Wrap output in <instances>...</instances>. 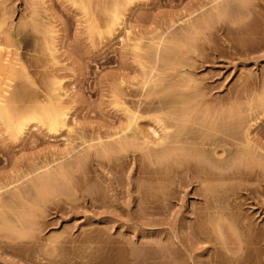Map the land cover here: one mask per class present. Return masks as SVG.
Returning a JSON list of instances; mask_svg holds the SVG:
<instances>
[{
  "label": "rangeland",
  "instance_id": "rangeland-1",
  "mask_svg": "<svg viewBox=\"0 0 264 264\" xmlns=\"http://www.w3.org/2000/svg\"><path fill=\"white\" fill-rule=\"evenodd\" d=\"M0 47L3 65L15 57L1 105L64 113L57 132L0 122V264H264V187L240 149L245 130L250 148L264 146V0H0ZM172 104L188 117L185 155L206 163L220 136L239 157L228 152L229 171L248 174L213 156L232 174L208 159L221 175L205 181L220 180L199 190L166 163L174 151L157 161L155 144L178 127L172 115L166 129ZM214 112L238 123L217 115L219 128ZM134 117L138 130L126 128Z\"/></svg>",
  "mask_w": 264,
  "mask_h": 264
},
{
  "label": "bare ground",
  "instance_id": "bare-ground-1",
  "mask_svg": "<svg viewBox=\"0 0 264 264\" xmlns=\"http://www.w3.org/2000/svg\"><path fill=\"white\" fill-rule=\"evenodd\" d=\"M217 11H218V8H217ZM114 18L116 19V16H115V15H113V20H114ZM241 21H242L241 23H244V22L246 21V19H245V21H243V20H241ZM247 21H248V20H247ZM212 22H217V21L212 20ZM210 23H211V22H210ZM238 23H239V22H238ZM241 23H240V24H241ZM246 23H247V22H246ZM213 24H214V23H213ZM207 25H210L209 22L207 23ZM207 25H206V26H207ZM216 25H217V23H215V26H216ZM219 25H220V24H218V27H220ZM241 25H242V24H241ZM241 25H240V27L238 26V24H237V26H236V28H237V27L241 28L240 31L242 30L243 27H245L244 24L242 25L243 27H241ZM248 25H249V24H248ZM213 26H214V25H212V26L210 25L211 28H212ZM215 26H214V28H215ZM218 27L215 29L216 31L214 32V33H216V34H217V33L220 34L219 30H221V29H219ZM246 27H247V25H246ZM214 28H212V29H214ZM239 28H238V29H239ZM234 29H235V28H234ZM235 30H237V29H235ZM243 30H244V29H243ZM213 31H214V30H213ZM242 32H243V31H242ZM224 34H226V32H224ZM214 35H215V34H214ZM221 35H222V32H221ZM222 37L225 39L224 36H222ZM228 39L230 40V38H228ZM226 40H227V39H226ZM226 40L224 41L225 43H227ZM229 40H227V41H229ZM231 42H232V41L230 40V43H231ZM230 43L228 42L229 45H231ZM232 44H233V43H232ZM226 45H227V44H226ZM233 46H234V45H233ZM227 47H229V46H227ZM231 47H232V46H231ZM231 47H230V48H231ZM0 48H1V47H0ZM207 49H208V48H207ZM209 49H210V48H209ZM231 49H233V47H232ZM210 50H212V49H210ZM210 50H209V51H210ZM0 51H1V49H0ZM6 51H8V49H7ZM9 51H10V50H9ZM4 52H5V50H4ZM214 52H215V51H214ZM8 53H9V54H8ZM10 53H11V52H7V53L3 54V57H4L3 59H5V55L7 54L5 61H7L8 58H9V60H10V58H11V60H13V59L15 60L14 55H13V57H11V56H12V55H11L12 53H11V54H10ZM192 53H193V52H192ZM206 53H208V50H207ZM211 53H212V51H211ZM211 53H210V54H211ZM215 53H216V52H215ZM201 54H203V53H201ZM8 55H9L10 57H9ZM203 55H206V54H203ZM203 55H199V54H198V55H196V58H199V57H201V56L203 57ZM211 55H212V54H211ZM212 56H213V55H212ZM0 57H1V55H0ZM7 57H8V58H7ZM202 57L200 58V60H203ZM205 57H206V56H205ZM12 58H13V59H12ZM206 58L208 59V58H210V56H209V57H206ZM206 58H205V59H206ZM211 58H212V57H211ZM9 60L7 61V63H6L5 65H3L4 60H2V58H1V60H0V77H1V75H2L3 73H5L6 76L4 75L3 77H5L4 79L7 80V81H8V79H9L10 77L13 76V74H11L12 72H11V73H8V70L10 69V70L12 71V69H11V65H10V64H11V62H13L14 60H13V61H11V60L9 61ZM207 61H208V60H207ZM8 62H9V63H8ZM200 62H201V61H200ZM202 62H203V61H202ZM204 62H206V61L204 60ZM7 64H8V67H5ZM200 65H201V64L199 63V66H200ZM6 68L8 69L7 71H6ZM191 69H192V67H191ZM10 70H9V71H10ZM187 70H188V69H187ZM187 70H186V71H187ZM190 71H191V70H189V72H190ZM187 72H188V71H187ZM7 73H8V74H7ZM189 74H191V73H189ZM4 79H3V83L1 84L2 79L0 78V81H1L0 84L2 85V86L0 85V122L3 123V125H4V127L6 128L7 131H10L11 134H12V133H14V134H15V133H18V132H20V130H21L22 126H23V123H24V122H29V121H33L34 123H35V121H36L37 123H40V124L45 125L49 132H57L59 129H61V128L64 126V121H63L64 113L62 112V110H61L60 108H58V106H56V105H55V106H54V105L51 106L52 104H51V105L49 104L48 106H45V105H44V106H40L38 109L33 110L31 113H29V112H28L29 114L26 113L27 115L25 114L26 116L24 115L23 118H21V117H15V116H18V114H17V115L15 114V116H14V114H11V112H13L12 110H10V109H9L7 106H5V105H3V106L1 105L2 102H3L2 100H4V98H5V96H3V95H4V93H6V90H5L4 87H8V86H9V82H10V80H9V82H6V81H4ZM194 82H195V80H194ZM194 82H193V80H191V83H192V84H191L192 86L190 85L191 87L189 86V83H190V82L188 83L187 87H188V86L190 87V89L188 88L189 90H191L192 87L194 86ZM7 83H8V84H7ZM195 84H196V83H195ZM196 86L198 87V85H196ZM197 87H193V90L196 91V90H197ZM194 88H196V89H194ZM191 91H192V90H191ZM179 92L181 93V91H179ZM180 93L177 94L178 98H179V96H180V95H179ZM182 94H183V93H182ZM183 95H184V94H183ZM173 96H174V95H172L171 97H173ZM231 96H232V95H231ZM147 97H148V96H147ZM155 97H157V96L155 95ZM158 97L160 98L161 96H158ZM171 97H170V98H171ZM184 97H185V96H182L181 98H179L180 100L182 99L181 101H180V100L177 101V100H176V99H178L177 97H175L174 99L177 101L178 104H179V102H182V101H183V104H184V103H186ZM167 98H168V97H167ZM170 98H168V100H166V101H171V100L173 99V98H171V100H169ZM231 98H232V97H231ZM157 99H158V98H157ZM157 99H156V100L154 99L155 102L157 101ZM160 99H161V98H160ZM160 99H158V101H160ZM174 99H173V100H174ZM186 99H187V98H186ZM150 100H151V98H150ZM161 100H163V99H161ZM173 100L171 101L172 103H174ZM200 100H201V99H200ZM200 100H199V101H200ZM228 100L230 101L229 97H228ZM163 101H164V100H163ZM192 101H194V100L192 99ZM192 101H191V102H192ZM229 101H228V102H229ZM149 102H150V101H149ZM171 102H169V103H171ZM196 102H198V100H197ZM203 102H204V101H202V102H200V103H203ZM161 103H162V102H161ZM166 103H168V102H166ZM169 103H168V105H170ZM187 103H188V102H187ZM187 103H186V104H187ZM194 103H195V102H194ZM194 103L192 102L191 105L194 104ZM174 104H176V103H174ZM180 104H181V103H180ZM176 105H177V104H176ZM184 105H185V104H184ZM197 105H200V104H198V103L196 104V103H195V106H197ZM230 105H233V102H231ZM170 106H171V105H170ZM170 106H169V107H170ZM174 106H175V105H174ZM4 107H5V108H4ZM172 107H173V104H172ZM175 107H176V110H175V108L173 107V111H171L172 114L169 113L170 115L168 114V117H166L167 120H165V121H170L169 124H168V125H170V123L172 124V122L175 121V120L177 119L176 124H178V127H177L176 130H175L174 128H172V127L174 126L175 122L173 123V126L170 125L169 127H168V125H167V122L165 123V125H167V127H166L167 130H168V128L171 127V129H174L175 131L173 130L174 132H170V133L166 134V136H164V138H161V139H160V140H162L161 142L155 144V146H159V147H158L159 149L155 150V151H158V153H157V152H154V153H156V154H155V156H156V160L159 161L158 159H161V158H162L161 160L163 161V156H168L169 154L173 153V151H174V155L172 154V155H173V156H172L173 158L171 159V156L169 155V157H170V161L166 162L167 159H168L169 157H168V158L165 157V158H166V161H165V162H166V163H169V162L172 163V161L175 162V163H173V164H175L176 168H180L179 170H181V172H182V170H183V172H185V174H187V173L189 172V173L192 175V176L190 175L191 178L193 177V175H195V176H194V179H195V180L192 178V179H190L191 181H192V180H194V181H196V182H198V181H203V180L205 181V179H207L206 176H207V175L210 176L211 174H212L211 177H209L210 179H212L213 175L216 176V174H217L216 177H219L221 174L218 175V170H219L220 173H223V172H224V171L220 170L221 167L224 165L222 159H223V158H226V160H227V158H230V157H228V156H231V154L227 156V154H228V152H229L227 149L231 148V147L228 148V146H229L228 144H229V143L227 144L228 146L223 145L224 141L221 139V138H223V137L218 136V134H217V135L214 134L215 137L218 136V137H217L218 139H217V138H214V139H217V141L215 142V140H214V142H213L214 144H212V145H214V146L211 147V149L213 148V152H212V150L210 149V152H212V153H209V156H211V154H213L212 157H213V156H216L218 159H221V160H222V162H220V163H221V167H220V169H218V164H219L218 161H219V160L217 159V160L215 161L216 157H215V159H214V157H213V158H212V157L208 158L209 156H208L207 158L210 159V160L213 159V160L215 161V162H214V161L212 160V161L214 162V164L217 165V166L214 165V167H216L218 170H217L216 168L213 169V168H214V167H212V164H213V163L210 162L208 159H207L206 163L209 161L208 163H211V166H209L208 164L204 163L205 160L202 159L203 157L200 156L201 154L198 155V157L196 158V160L193 159V157H194L195 154L192 155V158L189 157V156H191V154H189V152H188V155H189V156H187V154L185 155L183 152H184V151L186 152V149H187L188 151H189V150H192V149L194 150L195 147H193L192 149H190V147H187V148L184 147L185 150L182 152V150H183L182 146H184V145H185L184 143H186V142H184V141H185V140H184V137L186 138L187 142L190 141V140H188V139H189L188 136H183V138H182V139H183V142H181V138H180V140H179V138H178V137H180V134H182V132H183V134L185 135V133H184V131H185V127L183 126V127H184V131H182L183 128H182V126H180V124H181V123L183 124L184 121H185V126H187V124H186V120L184 119V118L186 117V116H185V112H184V110L181 111V110H182L183 108H185V107H184L183 105H182V107L180 106V108H178L179 105H178V106H175ZM231 107H232V106H231ZM6 109H9V110H10V113H9V110H6ZM178 109H181L180 111H181V112H184V116L182 115L183 113H181V112L178 113L179 115H181V117H183V119L180 118L179 115H178V116H179L180 119L175 118V116H176L175 114H177V113H175V112H176ZM174 110H175V112H174ZM185 111H186V110H185ZM173 112H174L175 114H174ZM178 112H179V110H178ZM230 112H232V110H230ZM13 113H14V112H13ZM214 113H215V112H214ZM222 113H223V114H222ZM222 113L220 112L221 118H220L219 113H215L214 115H213V114H210L211 116L213 115V117H212L211 120H213L214 117L216 118L217 115H218V116H219V117H217L218 120H219V118L222 119V118L224 117L223 121L220 120V121H222V122H221L222 125H223V122H224V121L228 122L229 119H230V122H233V124H234V121H233V120H235V123H238V119H237V117H236V119H233V118L235 117L234 112H233L234 115L232 114L233 117L230 116L231 113L229 114V119H228V120H225V118H226L225 115H228V112H227V113L225 112V113H226L225 115H224V112H222ZM186 114H188V113L186 112ZM172 115H173V117H171V118H172L173 121H171V118H170V116H172ZM174 115H175V116H174ZM188 115H189V114H188ZM208 115H209V114H208ZM210 115H209V116H210ZM222 115H223V116H222ZM178 116H177V117H178ZM190 116H191V117H190ZM190 116H189V119H190V120H194V119H191V118H193L192 115H190ZM209 116H207V117H209ZM236 116H237V115H236ZM227 117H228V116H227ZM230 117L232 118V120H231ZM162 118H163V117H162ZM168 118H169L170 120H169ZM173 118H174V119H173ZM186 118H188V117H186ZM210 118H211V117H210ZM215 118H214V120H215ZM136 119H137V118L134 117V118L132 119V121H129V123H128V125L126 126V128H130V127L132 126L131 128L134 127V129H137V128H138V124H137L138 122H136ZM160 119H161V118H158V121H160ZM163 119H164V118H163ZM163 119H161V120H163ZM204 119L207 120V118H204ZM204 119H202V121H203ZM226 119H227V118H226ZM181 120H182V121L184 120V121L182 122ZM206 120H205V121H206ZM209 120H210V119L208 118V122H206V124H205V122L203 121L202 124H203V123H204L205 125H207V123L209 124V122H210ZM236 120H237V122H236ZM178 121H179V122L181 121L180 124H179ZM194 121H195V120H194ZM216 121H217V120H215V122L212 123V124H216V123H217ZM220 121L218 122V124H220ZM211 122H213V121H211ZM211 122H210V123H211ZM230 122L227 123V124L230 125ZM176 124H175V126H176ZM188 124H190V121H189ZM212 124H211V126H210L211 129L215 126V125L213 126ZM227 124L225 123V126H226ZM200 125H201V124H200ZM205 125H204V126H205ZM216 125H217V124H216ZM229 125H227V126H229ZM179 126H180V127H179ZM202 126H203V125H202ZM208 126H209V125H207V126H205V127L208 128ZM217 126H218V125H217ZM218 127H219V126H218ZM175 128H176V127H175ZM214 128H215V127H214ZM214 128L212 129V134H211V136H214V135H213V132L219 130V129H215V130H214ZM219 128H221V127H219ZM138 129H139V128H138ZM138 129H137V130H138ZM211 129H210V133H211ZM207 130H208V129H207ZM134 131H136V130H134ZM170 131H171V130H170ZM166 132H167V131H166ZM180 132H181V133H180ZM208 132H209V131H208ZM246 132H247V130H245V132H244V133H245V138L243 139V143H245V144H242V142H241V146H244V145H247V146H244V148H243V147L240 148V149L243 150V151L241 150V152H242V153H241V157H244V156L247 155V156H246L247 158L244 157V158H246V159H245V160H246V164L248 165L247 169L249 168L248 170L251 171V173L253 174V176L256 178L257 182H259V184L261 183L262 187H264V166H263V163H264V162L261 163L262 161H264V146H263V145H259V144H255L253 147H251V148H252V149H251L250 146H249L248 143H247L248 141H247V142L245 141L246 139H247V140L249 139V137L246 138V134H247V136H248V132H247V133H246ZM215 133H216V132H215ZM243 135H244V134H243ZM181 136H182V135H181ZM192 136H193V135H192ZM195 136H196V135H195ZM207 136L209 137L210 135L207 134ZM211 136H210V139H208V140H210V141L212 140V139H211ZM189 137H190V136H189ZM193 137H194V136H193ZM208 137H206V139H207ZM243 137H244V136H243ZM191 138H192V137H190V139H191ZM194 138H195V137H194ZM196 139H197V137H196ZM202 139H203V138H202ZM206 139H203V140H206ZM220 139H221L222 141H220ZM224 139H225V138H224ZM192 140H194V139L192 138ZM218 140H219V142L221 143V145H220V143H219V144L217 143ZM194 141H195V140H194ZM244 141H245V142H244ZM179 142H181L183 145H182L181 143H179ZM178 143H179L181 146H180ZM192 143H193V142H192ZM195 143L199 144V140H196ZM195 143H194V144H195ZM225 143H226V141H225ZM176 144H177V145H176ZM190 144H191V142H190ZM197 144H196V145H197ZM205 144H206V143H205ZM191 145H192V146H195V145H193V144H191ZM191 145H190V146H191ZM199 145H200V144H199ZM199 145H198V146H199ZM201 145H202V143H201ZM201 145H200V146H201ZM208 145H211V143L208 144ZM212 145H211V146H212ZM230 145H231V144H230ZM185 146H188V143H187V145H185ZM200 146H199L198 148H196V149H198L200 152H202L203 150H202V151L200 150V149H202V148H200ZM203 146H206V145H203ZM123 147H124V146H123ZM123 147H122V149H121L122 151H123ZM226 147H227V149H226ZM245 147H246V148H245ZM199 148H200V149H199ZM125 149H126V148H124V150H125ZM154 149H155V148H154ZM196 149H195V150H196ZM245 149H246V150L248 149L249 151L247 152ZM151 150L153 151V149H151ZM232 150H233V149H232ZM232 150H231V151H232ZM244 150H245V151H244ZM126 151H127V149H126ZM152 151L149 152V154H151ZM196 151H197V150H196ZM199 151H197V152L199 153ZM231 151H230L229 153H231ZM233 151H234V150H233ZM191 152H192V151H191ZM203 152H204V151H203ZM244 152H245V153H244ZM133 153H134V152H133ZM160 153L163 155L162 157H161V154H160ZM204 153H206V151H205ZM232 153H234V155H235L234 158H236V157H237V155H236V151H234V152H232ZM223 154H225L226 157H224ZM244 154H245V155H244ZM207 155H208V154H207ZM242 155H243V156H242ZM155 156H153V157H155ZM158 156H159V157H158ZM157 157H158V158H157ZM160 157H161V158H160ZM200 157H201V158H200ZM165 158H164V160H165ZM198 158H200L201 160H199ZM238 158H239V157H237L236 159H238ZM147 159H148V157H147ZM205 159H206V158H205ZM236 159H233V155H232V158H231V160H229V161L232 162V160H233V162H232V163L230 162V164L233 165V163H234V161H235ZM241 159H243V158H241ZM241 159H240V160H241ZM137 160H138V158H137ZM140 160H141V157H140ZM142 160H143V159H142ZM148 160H149V159H148ZM168 160H169V159H168ZM202 160H204V161H202ZM144 161H145V160H144ZM162 161L158 162L157 164L161 163ZM227 161H228V160H227ZM229 161H228V164H229ZM243 161H244V160H243ZM141 162L143 163V161H141ZM141 162H140V163H141ZM163 162H164V161H163ZM144 163H146V161H145ZM155 163H156V162H155ZM217 163H218V164H217ZM222 163H223V164H222ZM244 163H245V162H244ZM147 164H148V163H147ZM147 164H143V165H147ZM164 164H165V163H164ZM173 164H172V166H171V164H170V165L168 164L169 166L165 164V166H166V168H168V167L170 168V166L173 167ZM230 164H229V165H230ZM234 164H236V163H234ZM140 165H141V164H140ZM140 165H139V167L142 166V165H141V166H140ZM149 165H150V164H149ZM149 165H148V166H149ZM159 165H160V164H159ZM167 166H168V167H167ZM142 167H143V166H142ZM144 167H145V166H144ZM146 167H147V166H146ZM149 167H150V169L152 168L151 166H149ZM149 167H148V169H149ZM163 167H164V165H163ZM211 167H212V168H211ZM228 167H229V166H228ZM228 167H227V168H228ZM234 167H235V168H234ZM245 167H246V166H244V168H245ZM154 168L156 169V167H154ZM154 168H153V169H154ZM158 168H159V167H158ZM227 168H226V170H228V172H231V171H232V173L235 172V174H236V172H237V170H238V169H237L236 171H234V170L236 169V166H234V165H233V166H230L228 169H227ZM230 168H231V169L234 168V170L229 171ZM138 169H139V168H138ZM140 169H142V168H140ZM145 170H146V169H144V171H145ZM151 170H152V169H151ZM151 170H149V173H150ZM172 170H173V169H172ZM176 170H177V169H176ZM216 170H217V171H216ZM226 170H225V172H226ZM138 171H141V170H138ZM156 171H158V169H156V170L154 171V173H156ZM146 172H147V171H146ZM159 172H160V169H159ZM170 172H172V171H171V168H170ZM174 172H175V171H173L172 174H173ZM178 172H179V171H178ZM225 172L222 174L221 177L226 178V179H229L228 177H225V175H226V176L228 175V174H227L228 172H226V174H225ZM238 172H240V173L238 174L239 176H240V174H243V175H244V173H245V172L242 171V170H238ZM242 172H243V173H242ZM147 173H148V172H147ZM152 173H153V172H152ZM232 173H230V175H231ZM251 173H250V174H251ZM139 174H140V173H139ZM145 174H146V173H145ZM175 174H176V173H175ZM177 174L180 175L179 173H177ZM177 174H176V175H177ZM247 174H248V172H247ZM247 174H246V175H247ZM250 174L248 175V177L250 176ZM176 175H175V176H176ZM188 175H189V174H188ZM188 175H187V176H188ZM200 175H202V176H200ZM223 175H224V176H223ZM230 175H228V176H230ZM233 175H234V174H233ZM238 175H237V177H238ZM243 175H242V176H243ZM246 175H244V176H246ZM175 176H174V177H175ZM185 176H186V175H185ZM234 176H235V177H231V178H232V179L236 178V175H234ZM242 176H241V177H242ZM146 177H147V176H145V178H146ZM216 177H215V180H214V181H218V180H216V179H219V178H216ZM221 177H220V178H221ZM209 178H208V179H209ZM223 178H221V179H223ZM231 178H230V179H231ZM246 178H247V177H246ZM149 179H150V178H149ZM208 179H207L206 181H208ZM213 179H214V178H213ZM219 180H220V179H219ZM206 181H205V183H203V187H204V184L209 183V184H206L207 186L205 185L204 189H205L206 187H208V188L210 189L211 186H209V185H210L212 182H214V181H211V182H206ZM196 182H195L194 184H197ZM257 182H256V183H257ZM190 183H191V182H190ZM198 184H199V185H197L198 187H196V189L202 190V189H203V187L201 186L202 184H200L199 182H198ZM211 185H212V184H211ZM257 185H258V184H256L255 186H257ZM261 185H260V186H261ZM195 186H196V185H195ZM199 186L201 187V189H200ZM258 186H259V185H258ZM258 186H257V188H258ZM260 186H259V187H260ZM262 187H260V188L262 189ZM208 188H206V189H208ZM257 188L254 187L253 190L255 189L254 191L256 192V191H257ZM258 189H259V188H258ZM197 191H198V190H197ZM197 191H193V194H194V192H195L194 195H196V192H197ZM203 191H204V190H203ZM203 191H201V194H202ZM261 191H262V190L259 189V192H261ZM198 192H200V191H198ZM198 192H197V193H198ZM205 192H206V191H204V193H205ZM257 192H258V191H257ZM262 192H263V191H262ZM262 192H261V193H262ZM197 196L200 197L199 193H198ZM205 196H206V194H204V197H203V194H202L201 197L205 198ZM203 198H202V199H203ZM203 200H205V199H203Z\"/></svg>",
  "mask_w": 264,
  "mask_h": 264
}]
</instances>
